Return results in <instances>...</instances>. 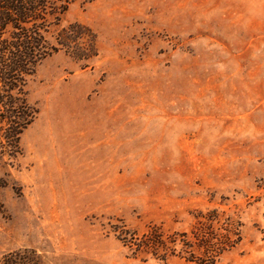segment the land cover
<instances>
[{"label":"rangeland","instance_id":"1","mask_svg":"<svg viewBox=\"0 0 264 264\" xmlns=\"http://www.w3.org/2000/svg\"><path fill=\"white\" fill-rule=\"evenodd\" d=\"M69 26L28 80L21 153L0 156V259L205 264L190 231L215 209L238 240L213 264H264V0L75 3L50 39ZM152 227L189 243L124 242Z\"/></svg>","mask_w":264,"mask_h":264},{"label":"trees","instance_id":"2","mask_svg":"<svg viewBox=\"0 0 264 264\" xmlns=\"http://www.w3.org/2000/svg\"><path fill=\"white\" fill-rule=\"evenodd\" d=\"M92 1L0 0L1 157L14 160L21 153L20 135L38 114V108L28 100L27 93L28 80L34 75L37 65L64 47L68 37H79L81 32L78 26H69L68 29L59 30L54 41L50 37L58 30L62 17L71 5ZM91 37L85 57L95 53ZM215 223L218 224L216 228L213 227ZM235 231L236 227L232 222H222L217 210L212 209L197 213L196 225L190 232L200 242L205 264H213L222 251L236 244L238 232ZM128 236L126 240L123 239L133 251L150 253L158 259H164L167 252L172 254L176 245L189 243L186 232L164 236L154 227L140 236L135 232H129ZM0 264H40V257L34 249H18L5 253Z\"/></svg>","mask_w":264,"mask_h":264}]
</instances>
